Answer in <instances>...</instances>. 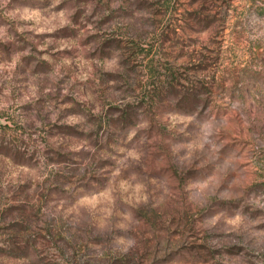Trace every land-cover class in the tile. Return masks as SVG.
<instances>
[{"label": "rangeland", "instance_id": "374dc122", "mask_svg": "<svg viewBox=\"0 0 264 264\" xmlns=\"http://www.w3.org/2000/svg\"><path fill=\"white\" fill-rule=\"evenodd\" d=\"M0 264H264V0H0Z\"/></svg>", "mask_w": 264, "mask_h": 264}]
</instances>
